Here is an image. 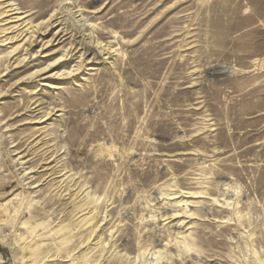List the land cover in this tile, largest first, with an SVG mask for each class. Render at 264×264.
Returning <instances> with one entry per match:
<instances>
[{"label":"rangeland","instance_id":"rangeland-1","mask_svg":"<svg viewBox=\"0 0 264 264\" xmlns=\"http://www.w3.org/2000/svg\"><path fill=\"white\" fill-rule=\"evenodd\" d=\"M0 257L264 264V0H0Z\"/></svg>","mask_w":264,"mask_h":264},{"label":"bare ground","instance_id":"bare-ground-1","mask_svg":"<svg viewBox=\"0 0 264 264\" xmlns=\"http://www.w3.org/2000/svg\"><path fill=\"white\" fill-rule=\"evenodd\" d=\"M64 11V10H63ZM62 15H63V13H62ZM65 19V18H64ZM67 19V18H66ZM49 22H50V25H52V24H55L56 22H58L59 21V24L60 25H64L63 24V18H62V16H61V12H58V11H54V12H52L51 14H50V16H49V18L47 19ZM67 28V27H66ZM63 29H64V27H63ZM67 30V29H66ZM78 33V32H77ZM94 38V37H93ZM83 39V38H82ZM85 39V38H84ZM49 44V43H48ZM50 46V45H49ZM48 45L46 46V48L47 47H49ZM74 50H75V48H74ZM79 50H82L83 51V53L81 54V56H85V59H83V62H82V64L81 65H79V67H81V68H83L84 67V65L86 64H89V63H95L96 62V60L98 59V58H100V59H102V60H104L105 58H104V54H103V52L106 50V48H105V45H100V44H94V42L93 41H90V42H88V43H86V42H81L80 44H79ZM70 51V50H69ZM71 51H73L72 49H71ZM77 51V50H76ZM106 55V54H105ZM67 56V55H66ZM65 56V57H66ZM70 56H73V54H72V52L70 53ZM89 57V58H88ZM71 57H69V59H70ZM59 61L61 62L62 60H61V58L59 59ZM65 61V60H64ZM98 61V60H97ZM99 62V61H98ZM53 64H54V62H53ZM57 64V63H56ZM55 64V65H56ZM84 64V65H83ZM52 65V64H51ZM49 66V65H48ZM52 66H54V65H52ZM51 66V67H52ZM49 70V69H48ZM71 72V71H70ZM44 73H45V71H44ZM69 73V72H68ZM72 73V72H71ZM70 73V74H71ZM54 74V73H53ZM52 74V75H53ZM67 74V73H66ZM71 75H74V73H72ZM57 77V76H56ZM47 78H49V76L47 75ZM55 78V77H54Z\"/></svg>","mask_w":264,"mask_h":264},{"label":"built area","instance_id":"built-area-1","mask_svg":"<svg viewBox=\"0 0 264 264\" xmlns=\"http://www.w3.org/2000/svg\"><path fill=\"white\" fill-rule=\"evenodd\" d=\"M0 264H11L8 260L3 259L2 257H0Z\"/></svg>","mask_w":264,"mask_h":264}]
</instances>
